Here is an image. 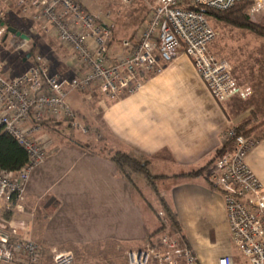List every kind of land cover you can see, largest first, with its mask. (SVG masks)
<instances>
[{
	"label": "crops",
	"instance_id": "1",
	"mask_svg": "<svg viewBox=\"0 0 264 264\" xmlns=\"http://www.w3.org/2000/svg\"><path fill=\"white\" fill-rule=\"evenodd\" d=\"M51 38L58 46L53 47L52 39L44 46L53 69L73 74V53ZM210 51L220 58L212 43ZM238 82L252 88L249 97L217 102L190 57L180 50L160 71L145 75L135 90L102 108L99 98L93 101L100 93L97 89L72 91L69 102L85 122L101 123L104 141L95 143L97 138L73 128L78 137L63 139L68 122H47L44 127L54 142L27 182L26 211L11 218L19 235L41 242L48 264L54 250L72 251L77 264H128V251L141 249L149 234L160 228L161 220L149 203L155 208L159 203L160 209L162 198L198 264H218L224 256H231L234 264H250L233 244L223 195L209 180V163L223 148L226 131L264 121L262 81L258 87ZM97 108L102 110L95 119ZM255 137L246 161L264 185V123ZM94 145L147 158L150 173L157 177L150 182L136 174L141 195L120 175L107 152L93 150ZM203 167L204 175H186ZM83 256L90 259L83 262ZM94 256L99 259L94 261Z\"/></svg>",
	"mask_w": 264,
	"mask_h": 264
},
{
	"label": "built area",
	"instance_id": "2",
	"mask_svg": "<svg viewBox=\"0 0 264 264\" xmlns=\"http://www.w3.org/2000/svg\"><path fill=\"white\" fill-rule=\"evenodd\" d=\"M1 1L31 13L40 30L57 38L75 61L71 75L54 73L42 55H35L33 64L14 77L7 76L0 64V129L13 136L28 155L19 170L0 166V264H48L43 244L22 238L7 214L26 211L27 182L49 155L51 139L43 133L47 122L66 121L87 132L69 102L72 91L97 89L116 99L135 90L145 75L160 71L183 50L217 102L252 93L251 87L239 84L232 65L210 51L216 31L206 12L197 9L223 11L243 0H158L136 33L124 41L120 54L109 51L112 25L91 14L80 0ZM248 1L249 14L264 11V0ZM3 13L0 9V16ZM4 31L0 30V37ZM14 35L22 44L28 41ZM256 142L228 129L223 153L212 165L209 180L223 195L233 244L250 264H264V185L246 161ZM159 216L165 229L147 239L141 249L128 251V264H198L181 233L168 228L163 211ZM50 264L77 262L71 251L54 250ZM218 264L234 262L224 256Z\"/></svg>",
	"mask_w": 264,
	"mask_h": 264
},
{
	"label": "rangeland",
	"instance_id": "3",
	"mask_svg": "<svg viewBox=\"0 0 264 264\" xmlns=\"http://www.w3.org/2000/svg\"><path fill=\"white\" fill-rule=\"evenodd\" d=\"M80 1L91 14L100 17L105 23L112 25L114 36L109 50L110 54L122 53L124 41L136 33L152 8L158 3V0H132L131 2H125L124 0ZM0 9L4 12L3 16H0V22L5 23L4 25L0 24V30L2 28L6 29V31H4L5 33L0 37V64L6 75L17 76L26 71L32 63L31 57L27 58L29 53L32 57L35 55L44 56L51 70L54 73H60L53 69V62L48 53L49 51L44 46L47 42L45 40L52 39L51 37L53 36L41 31L40 27L34 22L31 13H28V11L23 12L15 5H6L4 1L0 2ZM247 14L252 21L264 26V11L251 15L248 13L247 8ZM210 24L216 31V37L212 42L213 51L216 52V54L218 53L217 55H219L220 58L224 57L231 61L232 67L234 68V75L239 81L244 80L254 87H258L259 82L262 81L261 83L264 88V36H260L247 29L238 28L214 17H210ZM8 26L15 27L26 33L31 37L30 40L22 44V39H16L13 33L8 32ZM5 36L6 39H4ZM11 39H14L16 42H10ZM51 44L55 48L58 46L57 41L53 39ZM25 58L27 60H24ZM94 96L96 97H94L93 101L99 98V102L102 103L100 104L101 108L104 107L108 101H114L119 98L111 99L101 93H96ZM100 97L102 98L100 99ZM101 110L102 109L97 108L95 119L100 116ZM78 117L80 123L86 127L87 132L82 131V128H73L70 123H66L62 131L64 135V137H62L63 139L72 135L78 137L77 132H79L81 135L97 138L95 143L100 139L104 141L100 122L98 126H93L89 123V120L85 122L79 114ZM263 123V120L256 124L249 123L247 129H253V131L248 136L256 139L255 133L261 128ZM72 128L77 132L73 131ZM233 129L235 130V127H233ZM43 132H46L48 134L47 136L53 141V137L46 131L45 127ZM155 206L159 208V203H156ZM81 259L84 262L86 259H90V257L86 258L83 256ZM93 259L97 261L99 258L94 256Z\"/></svg>",
	"mask_w": 264,
	"mask_h": 264
},
{
	"label": "trees",
	"instance_id": "4",
	"mask_svg": "<svg viewBox=\"0 0 264 264\" xmlns=\"http://www.w3.org/2000/svg\"><path fill=\"white\" fill-rule=\"evenodd\" d=\"M251 1L243 0L236 2L231 8L227 10H218L209 7H197L199 10H203L209 17H214L216 19L222 20L229 24H232L238 28H243L250 30L260 36H264V26L260 25L250 19L247 14V8H249ZM248 122L243 123L242 125L235 127V131L237 134L250 135L253 129H247ZM97 146V148H96ZM95 151H106L110 159L116 164L120 175L127 179L129 182L133 184L134 190L139 192L142 195V191L136 184V174H143L150 182L156 178L150 173L148 168L149 160L147 158L134 155L125 151H114L111 148H107L104 146L95 145L93 147ZM223 153V148L218 152L215 158L209 163V165L214 164L218 156ZM28 161V155L25 149L18 143V141L11 136L9 133L4 132L0 129V166L4 169L8 170H19L22 168ZM206 167H203L197 171H193L186 175H204ZM154 191L158 194L157 187H152ZM161 208L156 209L152 204L149 203L151 209L155 212L156 216L160 219L159 212H164V217L169 221L168 228H175L180 231V227L175 218L173 210L167 204L164 199H160ZM56 204V201L55 203ZM12 215L10 212L7 214V218L11 219ZM161 220V219H160ZM164 223H161L160 228L150 233L148 239L157 233L161 232V230L165 229ZM181 239L183 242L185 241L184 235L181 233Z\"/></svg>",
	"mask_w": 264,
	"mask_h": 264
},
{
	"label": "water",
	"instance_id": "5",
	"mask_svg": "<svg viewBox=\"0 0 264 264\" xmlns=\"http://www.w3.org/2000/svg\"><path fill=\"white\" fill-rule=\"evenodd\" d=\"M0 24L1 25H4L5 23L4 22H0ZM7 30H8V32L13 33V34H16V35L20 36L23 39L30 40V38H31L29 35H27L26 33L18 30L15 27L8 26ZM4 39H6V36L4 37ZM30 57H31V54L29 53L27 55V58H30ZM24 60H27V59L25 58ZM52 201H53V199H50L48 203H51Z\"/></svg>",
	"mask_w": 264,
	"mask_h": 264
}]
</instances>
